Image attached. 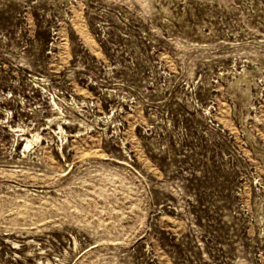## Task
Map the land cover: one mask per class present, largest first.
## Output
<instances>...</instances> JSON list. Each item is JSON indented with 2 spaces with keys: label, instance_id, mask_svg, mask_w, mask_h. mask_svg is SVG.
Masks as SVG:
<instances>
[{
  "label": "rangeland",
  "instance_id": "obj_1",
  "mask_svg": "<svg viewBox=\"0 0 264 264\" xmlns=\"http://www.w3.org/2000/svg\"><path fill=\"white\" fill-rule=\"evenodd\" d=\"M0 264H264V0H0Z\"/></svg>",
  "mask_w": 264,
  "mask_h": 264
},
{
  "label": "bare ground",
  "instance_id": "obj_2",
  "mask_svg": "<svg viewBox=\"0 0 264 264\" xmlns=\"http://www.w3.org/2000/svg\"><path fill=\"white\" fill-rule=\"evenodd\" d=\"M31 144H32V141H28V143H27L26 147H27V148H28V147H30V146H31Z\"/></svg>",
  "mask_w": 264,
  "mask_h": 264
}]
</instances>
